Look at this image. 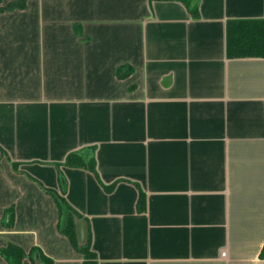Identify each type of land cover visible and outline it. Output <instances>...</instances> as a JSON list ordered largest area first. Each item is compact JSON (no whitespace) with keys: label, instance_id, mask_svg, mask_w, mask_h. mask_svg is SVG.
<instances>
[{"label":"crops","instance_id":"1","mask_svg":"<svg viewBox=\"0 0 264 264\" xmlns=\"http://www.w3.org/2000/svg\"><path fill=\"white\" fill-rule=\"evenodd\" d=\"M232 19H264V0L0 13V264L9 244L83 264L54 193L98 264H264V58L228 57Z\"/></svg>","mask_w":264,"mask_h":264},{"label":"trees","instance_id":"2","mask_svg":"<svg viewBox=\"0 0 264 264\" xmlns=\"http://www.w3.org/2000/svg\"><path fill=\"white\" fill-rule=\"evenodd\" d=\"M0 11L24 9L26 0H15L1 6ZM227 55L229 58H264V19H232L227 23ZM133 68L129 64L121 65L117 69L119 78L129 76ZM67 164H83V155L72 153L66 160ZM54 197L60 211L59 228L70 239L73 246L84 255L83 264H98L96 254L91 250L90 240L86 238L81 242L78 221L81 216L67 202L63 195L54 193ZM37 253V254H36ZM3 256L10 264H24L26 252L20 246L9 244L2 250ZM29 254L35 264H54L53 260L47 257L41 250L33 248ZM36 254L37 259H34ZM260 257L264 259V245L260 252Z\"/></svg>","mask_w":264,"mask_h":264},{"label":"rangeland","instance_id":"3","mask_svg":"<svg viewBox=\"0 0 264 264\" xmlns=\"http://www.w3.org/2000/svg\"><path fill=\"white\" fill-rule=\"evenodd\" d=\"M6 4H7V3H5V2L2 1L1 6H5ZM16 10H17V9H16ZM9 11H10V10L7 9V10L0 11V13H5V12H9ZM43 24H44V23H43ZM80 24H81V23H80ZM75 35H76V36H75V45H77V46H81V45H83L84 42L86 43V42L88 41V38H87V39L84 38L83 35L80 34V36H78V33H77V32L75 33ZM122 65H125V64H122ZM119 66H121V65H119ZM119 66H118V67H119ZM118 67H117V69H118ZM117 69H116V76L118 77V75H117ZM131 74H132V73H131ZM131 74H130V75H131ZM127 77H128V76H127ZM125 78H126V77H125Z\"/></svg>","mask_w":264,"mask_h":264},{"label":"water","instance_id":"4","mask_svg":"<svg viewBox=\"0 0 264 264\" xmlns=\"http://www.w3.org/2000/svg\"><path fill=\"white\" fill-rule=\"evenodd\" d=\"M78 226H79L80 240H81V242H84L86 240V230H85L84 221L80 219L78 221Z\"/></svg>","mask_w":264,"mask_h":264}]
</instances>
